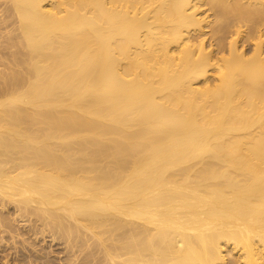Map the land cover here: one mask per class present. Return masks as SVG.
Masks as SVG:
<instances>
[{
  "label": "bare ground",
  "instance_id": "bare-ground-1",
  "mask_svg": "<svg viewBox=\"0 0 264 264\" xmlns=\"http://www.w3.org/2000/svg\"><path fill=\"white\" fill-rule=\"evenodd\" d=\"M4 4L0 232L37 216L78 264H264V0Z\"/></svg>",
  "mask_w": 264,
  "mask_h": 264
},
{
  "label": "rangeland",
  "instance_id": "rangeland-1",
  "mask_svg": "<svg viewBox=\"0 0 264 264\" xmlns=\"http://www.w3.org/2000/svg\"><path fill=\"white\" fill-rule=\"evenodd\" d=\"M3 1L5 0H0V5L3 4ZM4 5H2V7H0V15L2 14L1 12L4 11ZM2 8V10H1ZM208 13V12H207ZM206 13V14H207ZM210 14V13H208ZM5 15V13L3 14V16ZM1 15V18L3 17ZM212 16V17H211ZM209 19H213V15H211ZM0 18V20H1ZM15 23L14 20L12 19L10 21V23L12 24V28L10 26V23L7 25V23L9 22H0V26H2V28H0V70H3V71H8L6 66H11V67H16L15 66V63H13V58L16 56H21L23 55V53L25 52V49L23 47H17L14 45V47L12 45H10L12 43L9 42L11 39L13 40L14 37L18 34L17 33V28L15 29L14 27V24L12 23ZM3 24V25H2ZM7 25V26H6ZM5 26V27H3ZM9 26V27H8ZM8 27V28H7ZM6 31H5V30ZM11 30V33L10 34V30ZM15 30V31H14ZM8 31V33H7ZM2 33V34H1ZM16 34V35H15ZM4 35V36H3ZM6 35V36H5ZM9 35V36H8ZM11 35V36H10ZM2 36V37H1ZM13 36V37H12ZM4 37V38H3ZM12 37V38H11ZM6 38V39H5ZM235 38V37H234ZM3 41V43L1 42ZM7 44H6V42ZM10 43V44H9ZM8 46H12L11 48L13 49L12 52H15V54H13L11 52V48L7 49L6 47ZM1 46L2 48H5V49H1ZM250 45L247 46V48H249ZM17 48V50H16ZM5 50L6 51V54H4L5 52L3 51ZM10 50V51H9ZM17 53H16V51ZM24 51V52H23ZM2 53V54H1ZM21 53V55H20ZM18 54V55H16ZM9 55V56H8ZM13 55V56H12ZM7 56V57H5ZM11 56V57H10ZM2 58V59H1ZM6 58V59H4ZM11 58H12V61H11ZM11 61V62H9ZM9 62V63H8ZM4 67V68H3ZM6 68V70H5ZM17 68V67H16ZM2 71V72H3ZM0 74H1V71H0ZM2 86V85H1ZM1 205V204H0ZM11 205V206H10ZM7 209V210H6ZM14 209H15V206H14V203L12 202H7V206L5 207V209H2V206H0V214L4 212V216L6 217V214L8 213L10 215V217L14 216L15 213H14ZM13 210V211H12ZM7 211V212H6ZM6 213V214H5ZM14 213V215H13ZM7 214V216H8ZM32 217V219H31ZM31 217H28V218H24L22 219V217L18 218V220L16 222H14L12 224V228L9 234V231L6 232V233H1L0 232V264H78L79 260L82 259L83 257V253L81 252L82 249H80L81 247V243L80 244V247H79V244L77 247H74L72 250H71V247L69 246L68 242H67V239L66 237H57L58 235H56V237H54V235H52V233L49 231V229H42V221H40V219H38V217L36 218L35 216H31ZM34 217V218H33ZM39 220V221H36V219ZM29 219V220H27ZM31 219V220H30ZM26 220V221H25ZM34 220V221H33ZM29 222V223H25V222ZM32 221V222H31ZM25 224H24V223ZM33 222L37 223V224H34ZM21 224V225H20ZM23 224V225H22ZM34 224V225H33ZM40 224V225H39ZM27 225V226H26ZM32 225V226H31ZM42 225V226H41ZM14 226V227H13ZM25 226V227H24ZM40 226V227H39ZM44 227V226H43ZM17 228V229H16ZM30 228V229H29ZM39 229V230H38ZM31 230V232L29 231ZM46 230V231H45ZM33 231L35 233H33ZM38 231V232H37ZM18 232V233H16ZM23 232V233H21ZM47 232V233H46ZM49 232V234H48ZM14 233V234H13ZM16 233V234H15ZM25 233V234H24ZM3 234V235H2ZM7 234V235H6ZM35 234V235H34ZM11 235V237H10ZM13 235V236H12ZM48 235V236H47ZM2 236V237H1ZM15 237L17 239H15ZM23 237V238H22ZM53 237V238H52ZM62 239H61V238ZM3 238V239H2ZM9 238V239H8ZM14 239V240H13ZM24 239V240H23ZM3 240V241H2ZM16 240V241H15ZM2 241V243H1ZM15 241V242H14ZM66 242V243H65ZM25 243V244H24ZM21 244V245H20ZM26 245V246H25ZM67 245V246H66ZM15 246V247H14ZM24 246V247H23ZM16 249V250H15ZM79 249V250H78ZM71 250V252H70ZM78 250V252H77ZM81 252V253H80ZM48 253V254H47ZM75 254L74 256L71 254ZM27 254H29V256H27ZM79 254V256H78ZM81 254V255H80ZM7 255V256H6ZM68 255V256H67ZM32 256V257H31ZM67 256V257H65ZM70 256V258H69ZM78 258H77V257ZM65 257V258H64ZM27 258V260H26ZM45 258V259H44ZM72 258V259H71ZM75 258V259H74ZM3 259V260H2ZM37 259V260H35ZM42 259V260H41ZM70 261H69V260ZM35 260V261H34ZM74 260V261H72ZM77 260V261H76ZM68 261V262H66ZM72 261V262H71Z\"/></svg>",
  "mask_w": 264,
  "mask_h": 264
}]
</instances>
